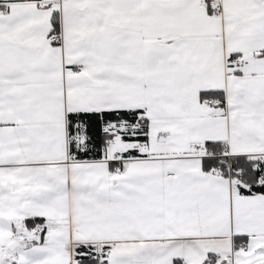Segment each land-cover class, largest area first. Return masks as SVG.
<instances>
[{
    "label": "snow or ice",
    "instance_id": "snow-or-ice-1",
    "mask_svg": "<svg viewBox=\"0 0 264 264\" xmlns=\"http://www.w3.org/2000/svg\"><path fill=\"white\" fill-rule=\"evenodd\" d=\"M0 264H264V0H0Z\"/></svg>",
    "mask_w": 264,
    "mask_h": 264
}]
</instances>
